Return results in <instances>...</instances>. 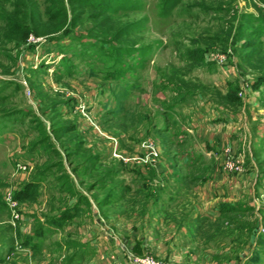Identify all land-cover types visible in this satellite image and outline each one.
<instances>
[{
	"label": "rangeland",
	"instance_id": "obj_1",
	"mask_svg": "<svg viewBox=\"0 0 264 264\" xmlns=\"http://www.w3.org/2000/svg\"><path fill=\"white\" fill-rule=\"evenodd\" d=\"M89 1L0 0V264H264V0Z\"/></svg>",
	"mask_w": 264,
	"mask_h": 264
},
{
	"label": "crops",
	"instance_id": "obj_2",
	"mask_svg": "<svg viewBox=\"0 0 264 264\" xmlns=\"http://www.w3.org/2000/svg\"><path fill=\"white\" fill-rule=\"evenodd\" d=\"M175 114L172 116V120L173 121H174L175 116H176ZM192 115L193 114L191 113L190 114L189 122L192 119ZM176 125H177L178 131L177 132H174L173 134H176V133L179 134L180 141L182 142L181 144L183 145V147H187V148H185V149L182 150L183 151L182 153H186L185 154V157L184 158H180V160H179L182 164L184 163V166L186 167V169L193 168V167H199V166L200 167L201 166H205L208 162L211 163V158L213 156H211L212 148H210L209 145H213V143L216 142L215 150H216V152L218 151V153L220 152L221 154L220 155L218 154L219 155L218 157L215 156V158H214L215 161H213L214 162L213 167H211V169H209V171H207L206 174H204L203 176H196V177L199 178V180L204 185L206 184V182L209 185L210 184L213 185L217 180H219V178H217L216 175H218V173L220 171H222L224 162L226 161V156H225L223 150L228 149L230 152H233L234 151L233 150L232 143L229 141V138L228 137H224V136H219L218 134H215L214 133L212 135L210 134L207 137L202 136V138H203L202 139L200 137V135L197 133L199 130L194 129L196 135L198 134V137L201 138L204 141L205 144H204V150L203 151L202 150H196V149H194V152H193V145L194 144H193V141H191V139L193 138L192 140H194L195 139L194 138L195 135H193V134L190 133L191 130H192L191 128H193V127L191 125H188V124H187L186 127H182L183 124L176 123ZM176 125H174V126H176ZM223 125H224V123H223ZM189 126H191V127L189 128ZM205 131H207V130H205ZM181 134H183L182 135V138L180 136ZM187 141H188V143H187ZM177 144H179V143H177ZM195 152H196V156H199V157H197L199 159H197L195 157ZM191 153H193V156H192ZM189 154H191V155L189 156ZM206 155L208 156V158H207ZM191 157H195V160L188 161V159H190ZM176 161H178V160H176ZM221 173H223V172H220L219 173L220 174L219 176H222L223 175ZM237 177H239V176H237ZM225 197L226 196H222L221 198L218 197L220 199L215 200L216 205H218L221 202H228V203H230V201L228 199H226ZM227 198H229V197H227Z\"/></svg>",
	"mask_w": 264,
	"mask_h": 264
},
{
	"label": "trees",
	"instance_id": "obj_3",
	"mask_svg": "<svg viewBox=\"0 0 264 264\" xmlns=\"http://www.w3.org/2000/svg\"><path fill=\"white\" fill-rule=\"evenodd\" d=\"M173 1L175 2L176 0H165V3L167 2L168 4H172L173 3ZM89 3H91V4H93L94 6H97L98 7V9H99V7L101 8L102 7V9H106V4L105 3H100L98 0H90L89 1ZM105 5V6H104ZM12 25V23H9L8 24V26L10 27ZM11 28L13 29V26H11ZM25 29V28H24ZM28 29L26 28L25 29V31L23 32V37L25 38L26 37V35L28 34ZM230 82L228 81V84H229ZM227 95H229V96H231V94L228 92L227 93ZM233 95V94H232ZM182 100V99H181ZM181 100H178V101H176L175 103H172V104H170V106H168V110H166L164 113L165 114H167L166 115V117H167V119H169V120H172V116L176 113L175 111H173L172 109L174 108V106L177 104V102H180ZM230 100H232V102H234V103H238V101H237V98L235 97L234 98V95L232 96V97H230ZM169 116V117H168ZM161 132L162 133H167L168 132V129H165V130H161ZM197 157H199V156H197ZM196 157V158H197ZM197 159H199V158H197ZM35 189H36V185L34 184V185H32L29 189H27V190H24L25 191V193L23 194V193H21L20 195H19V199L20 200H22V201H27V200H33L34 198H33V196H34V193H35ZM236 206V204H232V203H228V202H221V203H219L218 204V210L222 213H224L226 210H230L233 206ZM70 212H72V214H74V213H76L77 212V209L75 208V209H72ZM61 215H63V216H58L57 218H61L60 219V221H58V223L60 224L61 223V221L63 220V219H65L66 218V216H67V214H61ZM56 222V221H55ZM57 223V222H56Z\"/></svg>",
	"mask_w": 264,
	"mask_h": 264
},
{
	"label": "built area",
	"instance_id": "obj_4",
	"mask_svg": "<svg viewBox=\"0 0 264 264\" xmlns=\"http://www.w3.org/2000/svg\"><path fill=\"white\" fill-rule=\"evenodd\" d=\"M240 159H234L230 156L229 152L226 155V161L224 162L223 168H228L229 170H233V171H238L240 168ZM140 262L135 261V264H156V262H154L151 259H143V260H139ZM137 262V263H136Z\"/></svg>",
	"mask_w": 264,
	"mask_h": 264
}]
</instances>
